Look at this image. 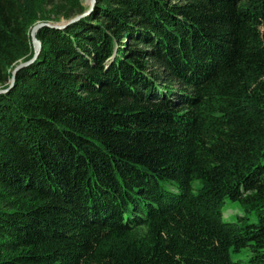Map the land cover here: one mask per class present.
Returning <instances> with one entry per match:
<instances>
[{"label":"trees","instance_id":"1","mask_svg":"<svg viewBox=\"0 0 264 264\" xmlns=\"http://www.w3.org/2000/svg\"><path fill=\"white\" fill-rule=\"evenodd\" d=\"M80 3L0 0V89ZM35 37L0 93V264H264V0H94Z\"/></svg>","mask_w":264,"mask_h":264},{"label":"rangeland","instance_id":"2","mask_svg":"<svg viewBox=\"0 0 264 264\" xmlns=\"http://www.w3.org/2000/svg\"><path fill=\"white\" fill-rule=\"evenodd\" d=\"M86 0H81V6L86 8L87 4H86ZM43 6V11H46L47 8L49 7V5L47 3H42ZM86 10V9H84ZM81 13V12H80ZM65 20L63 18H59L55 21H51V22H57V23H61L64 22ZM39 22V21H38ZM37 23V22H36ZM35 23V24H36ZM194 186V184H192V187ZM245 215V219L247 220L248 223L251 222H255V216L253 214V212L251 213H246L243 209L242 206H240L238 204V202H234L232 200H228L227 198H223L222 199V204H221V208H220V218L221 220H225V221H236V217L237 216H241V215ZM247 250L246 248L240 249L238 250L237 253H232L230 255L231 259H233L235 262H237V264H247L248 262H246V258H247Z\"/></svg>","mask_w":264,"mask_h":264},{"label":"water","instance_id":"3","mask_svg":"<svg viewBox=\"0 0 264 264\" xmlns=\"http://www.w3.org/2000/svg\"><path fill=\"white\" fill-rule=\"evenodd\" d=\"M86 10H83L81 13L76 14L75 17H70L69 19H67L64 22L61 23H57V22H51V21H47V23L44 22H37L36 24L33 25V27L31 28V33H30V41H31V46H32V57H30L29 59H27L26 61H21L19 63H17L11 70L10 72V77L8 79V87L5 89H0V93L1 92H6L8 91V88L10 86H12L13 81H14V75L17 71H19L22 67H25L27 65H29L31 62L35 61V58L39 52L40 49V42L36 39L35 37V33L36 31L41 27H56L57 29H61V27H63L66 23L68 22H73L75 21V19H77L78 17H81L83 15H87L91 9V6L94 2V0H86Z\"/></svg>","mask_w":264,"mask_h":264}]
</instances>
